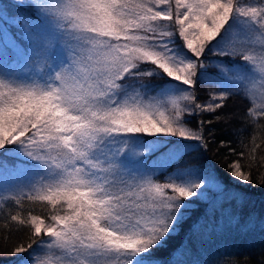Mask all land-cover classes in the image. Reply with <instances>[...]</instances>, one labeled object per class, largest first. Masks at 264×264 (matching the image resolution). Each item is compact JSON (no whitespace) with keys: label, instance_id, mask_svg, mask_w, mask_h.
<instances>
[{"label":"snow or ice","instance_id":"snow-or-ice-1","mask_svg":"<svg viewBox=\"0 0 264 264\" xmlns=\"http://www.w3.org/2000/svg\"><path fill=\"white\" fill-rule=\"evenodd\" d=\"M233 97L245 102V116L264 119V6L241 0L0 6V173L24 177L0 185V200L18 205L42 193L40 199L62 202L47 225L31 217L32 243L14 246L16 254L29 253L18 264H194L186 259L194 244L226 228L254 229L257 220L241 223L229 214L223 224L193 225L189 243L167 261L157 256L189 219L193 197L207 204L205 221L225 198L238 208L247 202L207 165L185 159L207 150L211 129L207 135L204 129L212 123L198 120L192 129L186 117L216 113L219 120ZM231 167L232 177L251 182L239 162ZM161 176L166 182H157Z\"/></svg>","mask_w":264,"mask_h":264},{"label":"trees","instance_id":"trees-1","mask_svg":"<svg viewBox=\"0 0 264 264\" xmlns=\"http://www.w3.org/2000/svg\"><path fill=\"white\" fill-rule=\"evenodd\" d=\"M12 2L13 0H4L0 6ZM201 101L205 100L202 99L199 102ZM245 107L243 100L233 97L220 113L219 120L215 118L216 113L186 117L190 121L189 126L194 129L198 126V120H211L212 123L204 129L206 135L209 127L211 129V139L207 141V150L197 148L196 141H188L197 150L185 159L198 165H207L228 190L245 193L246 204L243 208L237 206L226 208L223 203V207L217 210L216 215L208 217L205 221L207 204L200 201L193 206L189 219L183 225L179 235L170 240L167 248L157 253L160 259L167 261L182 243H189L188 237L193 225L199 228L206 222L210 227L217 223H226L229 212L239 215L241 223L252 217L257 220V226L248 232L227 228L222 232L217 231L215 235L194 244L186 259L193 261L194 264H258L264 260V226L260 224L264 221V119L245 116ZM233 162H239L242 170L250 175V183L243 184L230 175ZM61 204L62 202L52 204L38 197L25 198L20 204H15L1 213L0 264L26 256L28 251L16 254L14 246L19 243L27 247L29 243H32L28 230L31 217L37 216L49 222L51 214L58 211ZM11 215H17L19 219L25 221V224L21 225L19 219L16 222L11 221Z\"/></svg>","mask_w":264,"mask_h":264},{"label":"rangeland","instance_id":"rangeland-1","mask_svg":"<svg viewBox=\"0 0 264 264\" xmlns=\"http://www.w3.org/2000/svg\"><path fill=\"white\" fill-rule=\"evenodd\" d=\"M2 2H4V0H0V4H2ZM234 3H235V0H234ZM241 3L243 4V6L245 7H249V6H255V7H261V6H264V5H261V2L260 0H241ZM237 28H239V25L236 26ZM213 91H219V89H215ZM211 102V101H210ZM200 103H205V101H201ZM169 115V113H166V116ZM192 128V127H191ZM194 129V128H192ZM8 161H9V164H11V158H8ZM233 165V164H232ZM234 169L232 168V171ZM242 170V168H241ZM243 171V170H242ZM244 172V171H243ZM246 174V172H244ZM235 180L239 181L237 178L233 177ZM162 179V180H161ZM24 180V177L22 176H18L14 173H12L11 171H8V172H4V173H0V185H3V186H7V187H11V186H15L17 185L18 183H20L21 181ZM158 183H164L166 182L163 178V176L160 177L159 180H157ZM243 184H245V182H242V181H239ZM25 191H27V189H25ZM233 191V190H232ZM213 196H215V193H211ZM37 197L39 198L41 194H36ZM192 200L196 201V203L193 205H197L199 204L200 201L196 200L195 197L192 198ZM202 202V201H201ZM13 205H15L14 202L12 201H4V200H0V214L3 213L4 211H7L9 209V207H12ZM224 207L226 208H233V207H236V204L231 202H227V199L225 198V202H224ZM65 208H66V205H65ZM61 214H64L63 212H61ZM230 213L228 212V215ZM49 222H45V224L47 225ZM35 247V246H33ZM22 254V253H21ZM29 255V253H27L26 256H23L22 258H27ZM21 259V258H20ZM20 259H17V260H14V261H8V262H5V263H2V264H18L19 260Z\"/></svg>","mask_w":264,"mask_h":264}]
</instances>
